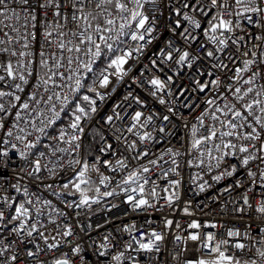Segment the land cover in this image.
<instances>
[{
  "label": "snow or ice",
  "instance_id": "1",
  "mask_svg": "<svg viewBox=\"0 0 264 264\" xmlns=\"http://www.w3.org/2000/svg\"><path fill=\"white\" fill-rule=\"evenodd\" d=\"M0 264H264V0H0Z\"/></svg>",
  "mask_w": 264,
  "mask_h": 264
},
{
  "label": "built area",
  "instance_id": "2",
  "mask_svg": "<svg viewBox=\"0 0 264 264\" xmlns=\"http://www.w3.org/2000/svg\"><path fill=\"white\" fill-rule=\"evenodd\" d=\"M213 194V192L212 191H209L207 194H202V198H204L205 196H208V195H212ZM44 195L45 196H48V193H44ZM48 198H50V199H53L54 201H55V198H53V197H48ZM95 207V206H94ZM217 211H219V208L217 207ZM159 217H160V214L159 213H157L156 215H155V217H154V219H159ZM103 218V216H102V214L101 215H97L96 217H94L93 218V220L94 221H96V220H101ZM140 219L141 220H143L144 218L143 217H140ZM222 220H228V216H227V214H225L223 217H222ZM172 245L170 244L169 245V247H171Z\"/></svg>",
  "mask_w": 264,
  "mask_h": 264
}]
</instances>
